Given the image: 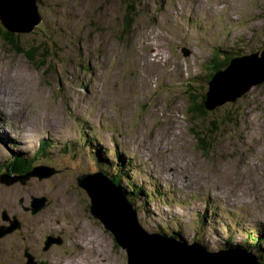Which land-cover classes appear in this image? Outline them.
<instances>
[{
	"label": "rangeland",
	"instance_id": "1",
	"mask_svg": "<svg viewBox=\"0 0 264 264\" xmlns=\"http://www.w3.org/2000/svg\"><path fill=\"white\" fill-rule=\"evenodd\" d=\"M40 1L34 31L0 35V163L17 155L35 160L28 172L54 170L0 186V228L27 221L0 237V264H25V251L45 264H127L76 183L100 167L138 187L144 229L256 257L244 241L251 232L264 249V81L204 116L190 112L189 85L206 92L215 52L262 56L264 0ZM17 46L54 56L39 67ZM211 122L205 150L195 131ZM42 196L35 214L21 208ZM53 229L63 240L45 250Z\"/></svg>",
	"mask_w": 264,
	"mask_h": 264
},
{
	"label": "water",
	"instance_id": "2",
	"mask_svg": "<svg viewBox=\"0 0 264 264\" xmlns=\"http://www.w3.org/2000/svg\"><path fill=\"white\" fill-rule=\"evenodd\" d=\"M41 19L37 0H0V24L9 33H30ZM262 52V56L251 53L233 57L224 69L216 72L208 82L205 107L212 110L224 102L235 101L250 86L264 81V49ZM40 168L46 170L45 174L28 172L22 176V182L35 175L50 177L54 170L44 165ZM14 182L16 180H11L8 184ZM76 183L89 198L90 214L100 221L114 242L125 251L127 264H258L255 255L238 247L209 250L198 240L188 241L174 233L144 229L129 196L101 170L77 175ZM45 201L43 196L33 197L30 211L36 213ZM20 227L18 219L13 217L10 225L0 228V237ZM61 242L60 236L48 235L43 249ZM24 255L27 258L25 264H45L38 262L28 251Z\"/></svg>",
	"mask_w": 264,
	"mask_h": 264
},
{
	"label": "trees",
	"instance_id": "3",
	"mask_svg": "<svg viewBox=\"0 0 264 264\" xmlns=\"http://www.w3.org/2000/svg\"><path fill=\"white\" fill-rule=\"evenodd\" d=\"M41 3V1H40ZM126 4V2H125ZM129 8V10L131 9V5L129 4V6H127ZM128 10V15H127V19H129V15H131L130 11ZM129 21V20H128ZM125 25H128V28L131 26V22H125ZM37 27V26H36ZM35 27V28H36ZM6 33H4V30L2 29L1 25H0V35H3V37H5V39L8 41H10V43H14L15 41L13 39H8V37L12 36L11 34L13 33H9L8 31L5 30ZM18 47V46H17ZM34 49L31 48L30 50L24 49L22 47H18L17 51L18 53H22L24 54L29 61H31L32 63H39V67L42 66H48V63H50L51 61V57L54 56L51 53H46V54H40L42 56V60L39 62L38 60H36V54L35 51H33ZM234 56V53H226L223 54L222 56L219 57V54L217 52H215L212 56V58L210 59V64L207 66L209 74L206 76V81L209 82V80L213 77V75L224 69L227 64L229 63L230 59ZM190 87L193 88V90H191V92H189V97L190 101L189 103L192 105V107L190 108V112H192L193 115L196 114H200V115H206L209 114V112L213 111V110H217L218 106L215 107L212 110H209L205 107L204 104V99L206 96V92L200 94V96H197L198 92L196 90V88L194 89V87L192 85H189ZM238 99V98H237ZM236 99V100H237ZM219 112V111H217ZM218 114H222V119H221V123L224 124L226 121H230L233 123L234 119L231 118L232 114L231 112H228L227 114L224 113H218ZM212 123V128H208V131L206 132L205 130L199 129L195 131L196 134V139L197 141L200 143V147L205 148V150H207L209 148L210 142H208L207 137H210V134H216V131L219 129V125L215 122H211ZM42 150H45L42 148ZM100 170L102 172H104L105 174H108L109 177L111 178L112 182L116 185L119 186L121 188L122 191L126 192V194L129 196L130 200L133 202L134 204V200L130 197V195H135L138 194L139 189L138 187L133 184V183H126L125 186L122 185V178L125 176L126 172L122 173L121 171H114L111 173H107L108 171H106V168L100 167ZM129 187L128 190L126 189V187ZM147 201L149 200L148 197L145 198ZM31 203V202H30ZM162 230V229H161ZM176 233V232H174ZM179 237L183 238L181 235H179V233H176ZM259 237H256L255 235H253L252 233H247V237L246 240L244 241L247 245L248 248L247 249H255L257 252V258L259 260V264H263L264 261V249H261V247L258 246V242H260V240H258ZM226 247L232 246L229 245V242H227L225 245Z\"/></svg>",
	"mask_w": 264,
	"mask_h": 264
},
{
	"label": "flooded vegetation",
	"instance_id": "4",
	"mask_svg": "<svg viewBox=\"0 0 264 264\" xmlns=\"http://www.w3.org/2000/svg\"><path fill=\"white\" fill-rule=\"evenodd\" d=\"M40 0H37V4H38V2H39ZM12 158H14L15 160L14 161H12V162H4L3 164H1L0 163V186H9V185H12V184H14V183H16V182H18V181H20V183L21 184H24L22 181H23V177L22 178H20V177H17L18 179H13V178H16V176H18V175H22V174H24V173H27V171L29 170V169H31V166L29 167L28 166V164H30V163H32L33 161H29V162H26V161H24V160H21L17 155H14ZM36 165V164H35ZM17 167H18V169H17ZM29 179V178H28ZM27 179V180H28ZM11 180H16V182H14V183H12V184H8L9 182H11ZM20 202H22V200L20 201ZM21 206V208L24 210V211H28L27 209L28 208H31V206L30 207H28L27 205H20ZM42 208V207H41ZM40 208V209H41ZM39 209V210H40ZM38 210V211H39ZM30 211V210H29ZM37 211V212H38ZM30 213L31 214H35V213H32L31 211H30ZM12 217H16L17 219H18V221L20 222V229L22 228V227H24L25 226V221H26V219L24 218V219H20L19 217H17L15 214L12 216ZM1 220L4 222L5 220L6 221H10V219L9 218H7V214H2V216H1ZM2 221H0V222H2ZM27 222V221H26ZM1 226V225H0ZM14 231H12V232H10V233H8V234H11V233H13ZM8 234H6V235H8ZM6 235H4V236H6ZM52 236H60L61 237V239L63 240V238H62V236H63V231L62 230H60V231H57L56 229H53L52 230V234H51ZM3 237V236H2ZM1 237V238H2ZM44 243V242H43ZM54 244H57V243H53L52 245H54ZM51 245V246H52ZM59 245V244H58ZM44 246V245H43ZM49 249H51L50 247L47 249V250H49ZM33 255V254H32ZM34 256V255H33ZM27 260V259H26ZM40 262H42V261H40Z\"/></svg>",
	"mask_w": 264,
	"mask_h": 264
},
{
	"label": "bare ground",
	"instance_id": "5",
	"mask_svg": "<svg viewBox=\"0 0 264 264\" xmlns=\"http://www.w3.org/2000/svg\"><path fill=\"white\" fill-rule=\"evenodd\" d=\"M11 74V73H10ZM4 114H6V113H4ZM0 115H2V114H0ZM5 118V117H4ZM1 121H3V117H2V120ZM1 128H3L2 126H1ZM3 132H5L4 130H3ZM18 132V131H17ZM6 136H10L8 133H6L5 134ZM19 137V136H18ZM8 142V141H7ZM22 143H26V142H22ZM20 144H21V142H20ZM18 145V144H17ZM26 146V145H25ZM28 149V148H27ZM20 151H25V150H20ZM89 153V152H88ZM94 161V160H93ZM109 166V165H108ZM246 202V201H245ZM251 233V232H250ZM264 235V234H263ZM264 240V239H263ZM81 241V240H80ZM80 243V242H79ZM83 247V246H82ZM243 247V246H242ZM244 248H246V247H244ZM243 249V248H242ZM247 249V248H246ZM247 250H251V249H247ZM256 258H257V252H256ZM257 261L259 262V260H258V258H257ZM259 264V263H258Z\"/></svg>",
	"mask_w": 264,
	"mask_h": 264
}]
</instances>
